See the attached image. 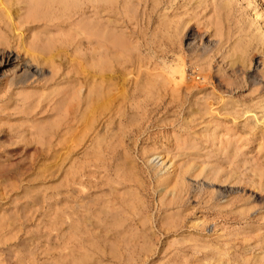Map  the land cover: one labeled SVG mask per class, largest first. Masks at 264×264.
Segmentation results:
<instances>
[{
    "label": "rangeland",
    "instance_id": "obj_1",
    "mask_svg": "<svg viewBox=\"0 0 264 264\" xmlns=\"http://www.w3.org/2000/svg\"><path fill=\"white\" fill-rule=\"evenodd\" d=\"M78 1L117 41L104 66L75 17L25 30L7 6L8 51L41 35L108 91L67 117L44 81L0 85V264H264V0Z\"/></svg>",
    "mask_w": 264,
    "mask_h": 264
},
{
    "label": "bare ground",
    "instance_id": "obj_2",
    "mask_svg": "<svg viewBox=\"0 0 264 264\" xmlns=\"http://www.w3.org/2000/svg\"><path fill=\"white\" fill-rule=\"evenodd\" d=\"M14 1L18 4L23 5L24 14L18 15L17 18L21 21L22 26L24 25L25 28L24 27L23 28L25 30H29L31 27L36 26V25L46 27L49 25H53L57 22H62L63 20L67 21V19H71V18L75 17L74 18V24L76 27L75 26L74 27L76 28V31H77L75 34L76 35L75 37L77 38L80 35H83L85 37L86 36L94 37L96 40H98L97 41L98 44L96 43L98 45V49L102 50L101 53L99 51H97V52L92 51L88 56V59H89L88 61H90V63H95V66H98V67L104 66L103 65L104 62L108 61L107 59L105 61V58H107L106 54H105V49H106L105 45L106 44L116 45L117 41H115V39L111 35L112 33H110L112 30L110 29L111 31L109 32V31H107L106 27H103L104 23L102 24L100 21V19H101L100 16H101V12H102L101 10L94 8V10H92L93 12H90L91 16H94L96 18V21H94L92 23L90 21V17H89L90 15H87V13L85 11L86 9H89V8L84 3H81L78 0L77 1L75 0L72 2H70L68 0H8V1L7 0H0V29H1L0 32L2 31V29L5 30V29L9 28L8 26H12L10 23L11 20L9 21L10 18L8 15V9L7 8L10 7L8 5H10L11 3L13 4ZM92 5L90 6L91 8H93ZM13 6H14V4H13ZM16 8H18V7H16ZM96 8H98V6ZM11 9H12V7H11ZM105 22H107V21H105ZM68 26H70V25H68ZM74 27H73V29L75 30ZM12 28L14 29V27H12ZM47 28H49V27H47ZM107 28H109V27H107ZM10 31H11V27H10ZM67 31H70V30H67ZM8 32H9V30H7V33ZM2 33H3V31H2ZM2 33H0V78L2 79V81L0 83L1 86H4L6 89L20 88V91L23 93V92L27 91L26 87H27L29 80L35 78V82L37 85L34 88V92H35L34 94L38 95L39 99H40V98H42L43 95H41V88L39 87V84H40V82L44 81L43 86L46 87V85H48V87H47L48 92L46 93L44 98H48L51 101L52 99L57 97L58 98L57 106H58L59 110L64 111V113H68L66 115L67 117L71 116L70 110L71 111L73 110L75 115L81 113L82 111L85 113V111H87V109L92 108L95 105L98 106L97 103L100 100L102 101V99H105L104 98L105 95H103V92H104L103 90H104V88H106L107 89L106 91H108V85L104 84L105 85L104 88L103 87L100 88L102 85L99 87L98 86L99 81L97 82V80H93L92 78H89L88 76L87 77L84 76L83 79L79 78V76H82L81 74H83V72L82 73L80 72L81 70L77 71L80 73H76L74 71L75 72L74 76L69 77V78L66 77V74L62 75L63 69H62L61 63L60 62H58V63L54 62L55 56H54V53H52V51L55 48L54 45L52 47V46H47V45L45 46L44 44H42L45 41H43L44 39L43 40L41 39V35H39L38 33L37 34L39 36L35 35V37H32L35 42L30 41L32 43H30V42L27 43V42H25L26 41L25 40L21 44L22 45L21 49L24 51L22 55H19V53H13L12 54V52L8 51V49H10L12 46L11 45L12 42L10 39L11 36L7 37L5 35V32L3 34ZM67 33H69V32H67ZM64 35H65V33H64ZM67 36H69V35H67ZM85 37H82V38H85ZM73 38H74V34H73ZM73 38L71 40H69V44L76 46V51H79V47L82 46L83 43L81 42V39L78 41L77 39H75V38L73 39ZM87 39H90V38L86 37V40H84V41L87 42ZM90 43H92V42H90ZM122 43H123V41H122ZM124 44H126V43H124ZM86 45L91 46V44H88V43ZM119 45H121V44H119ZM119 45L116 47H119ZM96 49H94V50H96ZM56 52L57 51H55V54H56ZM37 67H40V69ZM80 67H81V65H80ZM98 67H96V68H98ZM44 68H47L49 71V77L47 79L44 75L45 74L44 70H43ZM76 69H78V68H76ZM84 75H86V74H84ZM94 77H95V75H94ZM101 83L102 82L100 81V84ZM106 83L108 84V81ZM238 89H239V87H238ZM108 95H107V97H108ZM106 99H105V101H107ZM21 100H23V99H21ZM36 101H37V99H36ZM103 104H106V103H103ZM29 105H31V104L27 103L26 107L28 108ZM99 106H101V105H99ZM84 115L85 114H83V116ZM66 116H64V117H66ZM73 117L76 118V116H73ZM69 118H71V117H69ZM80 118H82V117H80ZM67 121H68V119H67ZM62 124H64V123H62ZM167 169H168V166L165 167L164 172ZM164 172L161 175L162 181L165 180L166 174ZM77 180L79 182V178ZM164 188L165 187H163V190H164ZM66 216H67V214H66ZM69 223L70 222H68V224ZM72 225H69L68 229H67V232L69 231L67 235L70 237L67 238V236H66V239H68V240L65 239L66 241H69V242H70L69 238H74L72 236L74 234L71 235V231H72L71 229H73V226L75 224L73 226ZM77 225L78 224H76L74 228H76ZM79 231H81V230H79ZM74 240L77 241V239H74ZM63 245H64V243H63ZM72 247H74V246H72ZM76 247H77V245H76ZM82 251H83V249H82ZM84 251L86 252V250H84ZM68 253L66 255H68ZM68 257H69V255H68ZM68 257H67V259H68ZM82 257H84V256H82ZM80 259L83 260V258H80ZM60 263H61V261H60Z\"/></svg>",
    "mask_w": 264,
    "mask_h": 264
}]
</instances>
